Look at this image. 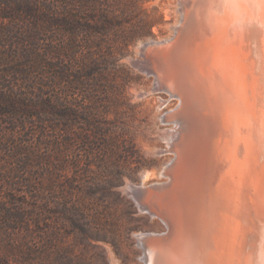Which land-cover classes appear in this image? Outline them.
I'll return each instance as SVG.
<instances>
[{
    "label": "rangeland",
    "instance_id": "374dc122",
    "mask_svg": "<svg viewBox=\"0 0 264 264\" xmlns=\"http://www.w3.org/2000/svg\"><path fill=\"white\" fill-rule=\"evenodd\" d=\"M178 7V0H143L127 18L154 22L151 34L131 37L129 23L111 30L106 55L81 72L101 79L89 94L69 81L80 71L77 64L65 70L67 57L57 60L58 71L48 68L44 56L61 39L46 29L41 10L0 13V84L29 94L27 79L35 78L37 90L52 99L42 84L59 74L61 113L66 104L72 113L57 122L47 119V110L37 117L40 109L0 115V201L13 191L25 214L21 227L0 234L8 264H150L155 238L174 232L177 219L160 211L166 175L156 167L174 156L164 150V134L176 102L169 96L157 107L168 94L142 46L170 36Z\"/></svg>",
    "mask_w": 264,
    "mask_h": 264
},
{
    "label": "bare ground",
    "instance_id": "6f19581e",
    "mask_svg": "<svg viewBox=\"0 0 264 264\" xmlns=\"http://www.w3.org/2000/svg\"><path fill=\"white\" fill-rule=\"evenodd\" d=\"M178 4L170 36L142 46L168 94L157 107L176 102L156 172L178 224L150 264H264V0Z\"/></svg>",
    "mask_w": 264,
    "mask_h": 264
},
{
    "label": "trees",
    "instance_id": "16d2710c",
    "mask_svg": "<svg viewBox=\"0 0 264 264\" xmlns=\"http://www.w3.org/2000/svg\"><path fill=\"white\" fill-rule=\"evenodd\" d=\"M143 0H0V13L4 11H13L15 15L20 16L30 12L41 10L43 17L41 21L45 23L46 29H52L54 38L56 35L60 37L61 45L50 44V48L44 56L48 68L58 71L62 68L61 64L57 62L58 59L67 57L66 71L77 64L80 73L76 74L75 78H69V81L75 80L80 88L88 91H96L101 79L97 77H90L86 73H81L86 70L94 59L106 55L105 46L109 44L110 34L113 29H123L126 23H129L131 29V37H145L151 34L150 29L154 22L144 19H135L128 21V16L135 13L140 7ZM37 7L36 9H34ZM51 16V17H50ZM54 41L51 39L50 42ZM62 46V47H61ZM67 51L68 55L62 53ZM27 50V49H26ZM81 50V51H79ZM29 51L27 50V53ZM113 52H109L112 55ZM51 54V56H49ZM26 57L28 54H26ZM49 58V59H48ZM54 58V62L49 61ZM74 66V65H73ZM59 74L54 73L49 81L42 84V87L53 91L52 99H46L42 90H37L35 87V78H28L30 82V93L16 94L11 93L7 89V85L3 82L0 84V115L5 116L9 113H16L18 111L37 110L36 116L40 117L44 111H48V118L60 120L61 115L71 116V112L64 107L61 113L60 106L62 101L58 96L57 87L61 78ZM2 81V78H0ZM70 107V106H69ZM28 115V114H27ZM30 115V114H29ZM32 117L34 114L31 112ZM51 117V118H50ZM43 120V118H42ZM21 161V160H20ZM5 218V224L0 229V234H10L11 230L19 228L25 222L24 209L20 202L15 198V194L11 191L7 199L0 201V219ZM1 237V236H0ZM24 254V253H23ZM25 255V254H24ZM20 257V261L24 262L27 256ZM9 255L0 254V264H8L10 261ZM19 260V257H18Z\"/></svg>",
    "mask_w": 264,
    "mask_h": 264
}]
</instances>
